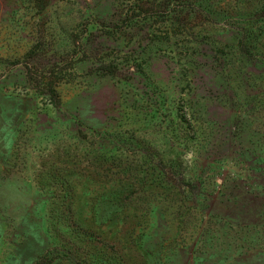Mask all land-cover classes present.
<instances>
[{"label":"rangeland","instance_id":"obj_1","mask_svg":"<svg viewBox=\"0 0 264 264\" xmlns=\"http://www.w3.org/2000/svg\"><path fill=\"white\" fill-rule=\"evenodd\" d=\"M262 2L0 0V264H264Z\"/></svg>","mask_w":264,"mask_h":264},{"label":"trees","instance_id":"obj_2","mask_svg":"<svg viewBox=\"0 0 264 264\" xmlns=\"http://www.w3.org/2000/svg\"><path fill=\"white\" fill-rule=\"evenodd\" d=\"M257 13L252 15L249 20H252L254 22L253 24H255L257 22L264 23V0L262 2L261 6L259 7V12H257Z\"/></svg>","mask_w":264,"mask_h":264}]
</instances>
